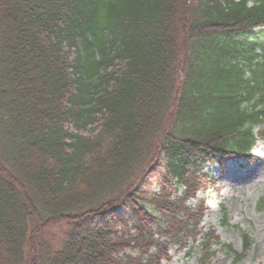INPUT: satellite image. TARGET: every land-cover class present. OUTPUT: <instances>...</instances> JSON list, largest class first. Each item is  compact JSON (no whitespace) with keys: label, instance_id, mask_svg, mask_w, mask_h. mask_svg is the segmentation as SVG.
Masks as SVG:
<instances>
[{"label":"trees","instance_id":"trees-1","mask_svg":"<svg viewBox=\"0 0 264 264\" xmlns=\"http://www.w3.org/2000/svg\"><path fill=\"white\" fill-rule=\"evenodd\" d=\"M259 137L264 0H0V264L238 262L247 229L238 251L201 226L207 164Z\"/></svg>","mask_w":264,"mask_h":264},{"label":"rangeland","instance_id":"rangeland-1","mask_svg":"<svg viewBox=\"0 0 264 264\" xmlns=\"http://www.w3.org/2000/svg\"><path fill=\"white\" fill-rule=\"evenodd\" d=\"M74 54L72 58H74ZM259 128L255 131L258 132ZM252 160L228 159L223 166L213 164L208 166L212 177L217 181L218 190L209 189L205 193L206 210L201 226L204 232L213 228L223 244H232L242 251L243 239L240 228L247 229L253 239V244L245 256L234 262V254L227 253L217 245V254L207 264H264V138L259 137L253 147ZM172 183L171 189L175 190L173 196L183 193V188ZM160 191L158 185H153L151 192ZM173 196H170L172 199ZM202 194L199 192L195 199H191L190 206H197ZM223 206L226 207L228 224L224 222ZM154 216L159 217L158 210L153 205H147ZM70 226L58 223L48 229L45 239L56 248H61L65 233ZM170 259H165L161 264H201L199 254L189 255L187 249L175 250L170 248Z\"/></svg>","mask_w":264,"mask_h":264}]
</instances>
